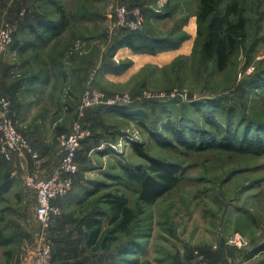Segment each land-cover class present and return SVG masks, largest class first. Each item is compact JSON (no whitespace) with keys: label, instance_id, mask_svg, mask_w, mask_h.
<instances>
[{"label":"rangeland","instance_id":"374dc122","mask_svg":"<svg viewBox=\"0 0 264 264\" xmlns=\"http://www.w3.org/2000/svg\"><path fill=\"white\" fill-rule=\"evenodd\" d=\"M231 1L221 0L220 9ZM235 1L247 19V37L237 44L225 72L218 71L215 63L205 58L204 37L198 36L200 0H61L71 18L70 27L64 33L66 40L55 43L49 50L48 45L34 44L25 52L17 46L21 38L15 40L0 68V95L11 97L14 83L11 81L17 79L5 67L8 63L5 59L10 63L14 61L17 73L23 76L29 72L43 73L53 65L52 57L62 53L65 58L60 61L68 72L90 65V77L83 86H78L72 75L67 82L60 80L44 91L39 100L36 115L39 118L50 113V117L41 122L42 131L48 134L47 147H52L57 155L61 133L72 127L89 83L110 99L127 95L131 102L137 99L157 103L134 108L145 111L143 119H131L114 112L105 113L95 121L90 118L93 131L113 134L91 150L90 161L81 167L79 183L63 204V219L45 232L36 216V193L26 183L27 176L33 172L20 176L15 182L6 173L11 161L3 162L0 183L10 179L17 187L23 189L24 186L26 192L20 195L17 190L9 191L6 201L0 203V218L4 219L0 225L6 235L15 236L11 245L0 246V264H16V258H19L18 264L31 259L33 263L40 237L51 244L56 264L102 262L99 258L90 259L92 254L85 247L84 222L96 208L105 210L104 195L116 191L125 194L130 206L143 213L139 216L140 232L147 237L142 240L131 264H196L197 253H208L214 264H229V258L264 264V152L195 151L176 142L175 146H163L153 138L156 133L172 137L164 126L168 121L177 124L179 116L203 121L192 103L214 97L234 105L238 117L264 122V87L253 90L249 87L253 81L261 79L258 74L264 72V0ZM31 3L0 0V29L6 22L17 19L21 11L31 8ZM133 4L143 7L146 23L149 22L156 34L170 36L173 33L174 39L183 35L187 39L176 50L145 56L149 57L148 61L136 58L135 63L132 56L118 60L116 54V61L130 59L133 65L123 74H113L120 76V81L112 80L98 72L110 41L118 36L109 16L114 17L118 6ZM104 35L111 40L105 41ZM46 62L50 65L46 66ZM69 90L77 95L76 99L70 100L66 93ZM67 101H71L72 108L67 109ZM16 118L20 132L26 133L29 124L22 125L25 120L20 121L18 113ZM238 121L235 119V123ZM183 126L194 127V123L187 120ZM133 142L143 143L149 155L177 163L182 168L179 185L153 205L140 203L136 183L117 178V175L124 178V167L136 169L148 165L135 153ZM107 149L111 152H103ZM103 223L108 227L106 218ZM124 241L121 235L114 248H119Z\"/></svg>","mask_w":264,"mask_h":264},{"label":"trees","instance_id":"16d2710c","mask_svg":"<svg viewBox=\"0 0 264 264\" xmlns=\"http://www.w3.org/2000/svg\"><path fill=\"white\" fill-rule=\"evenodd\" d=\"M26 1H32L30 5L31 8L21 11L17 19L13 21L17 25L15 40L19 38L17 34L21 27L24 28L28 24L43 26V34H47L50 40L60 36L70 27L71 18L65 11V7L61 4V0H49V3L45 2L46 0ZM38 1L41 2L38 3ZM220 1L221 0H200L197 11L199 25L198 36L204 37L203 49L206 60L214 62L218 71L225 72L229 67L231 58L237 50V44L240 40L247 37V19H245L242 10L235 0L226 4L223 10L220 9ZM51 3L52 5L50 6L49 4ZM129 6L142 7L137 4ZM36 9L40 10V12L36 11ZM148 23H146L143 30L138 32H132L127 29L117 30L118 36H115L113 41H110L111 39H109L108 35L102 36L105 41L109 40L112 43L108 53L105 54L106 57H103L104 59L99 65L98 72L102 74L118 75L130 69L133 65V61L130 59L124 61L115 60L117 52L122 48H128L135 54L156 55L178 49L187 39L184 35L180 36L178 39H174L175 34L173 33L170 36L156 34ZM17 43V46L24 52L29 50L28 48L31 46L28 41L23 43L17 41ZM63 56V53L60 54L59 57H61V59H59V61L63 60ZM59 57L58 55L54 56V58L52 57L53 65L43 73H46V75L50 74L51 71H54L56 66L59 70L58 73L61 74V80L67 82V80H70L72 75H74L79 83L78 86H83L82 83L87 81L90 77V65H86L82 68H74L68 72L63 61L59 62L57 60ZM45 65L47 66L48 63L46 62ZM258 75L262 78L250 84L249 87L252 88V90L253 88L259 89L264 87V72H260ZM23 83V78L15 80L10 93L19 92ZM13 90L14 92H12ZM66 93L69 95V98H71L70 100L76 99L77 95H74L72 91L69 90L68 92L66 91ZM16 97L17 94H12L11 97H8L13 102L14 113L16 112ZM67 102L69 103H66L67 109L69 107L72 108L70 104L71 101ZM155 103L157 102L152 100L141 101L136 99L130 103V105H101L86 112L83 122L85 128L89 129L91 134L82 141L81 148L77 152L76 161L80 170L74 177V187L79 183L81 167H84L90 161L91 150L99 146L102 139L109 140L113 134H107V132L104 131H93L90 118L95 121L98 120L99 116L105 113L114 112L131 119L138 120L139 117L143 119L145 118L143 116L145 111L143 109L134 108L141 106L148 107L155 105ZM192 105L196 108L198 113H200L204 122L201 120H199V122L195 117L196 120H194L192 116H179L178 123L180 122V124L168 121L164 126V129L169 131L172 137H161L160 133H156L153 134L154 140L163 146H175L174 142H176V144L180 146L195 151L220 149L242 154L264 152V122H257L253 119H249L247 116L238 117L235 106L230 102L225 103L223 98L214 97L201 101H194ZM16 113L14 119L17 121ZM235 119L239 121L235 123ZM187 120L193 122L194 127L183 126V123ZM155 124H157V122H155ZM143 125L146 126V123ZM157 129L159 130L160 127L157 126ZM67 132L69 131H64L61 134ZM23 134L29 139L26 133ZM32 145L38 150L33 143ZM132 146L135 153L144 159L148 165L147 167L139 166L136 169L124 167L122 171L124 178L121 179L118 175L117 178L122 182L126 180L127 183H136L139 188L138 194L140 203L142 205H153L179 185L182 177V168L177 163L168 162L149 155L145 151L143 143L133 142ZM110 150L111 149H107L103 152H111ZM3 162L7 161L0 157V171L4 166ZM12 184L10 179L0 183V203L6 201V194L10 191ZM72 192L73 190L66 198L55 201V203L61 207L62 213L60 216L54 218L51 227L60 223L63 219V204L70 197ZM103 202L106 209L96 208L94 213L86 218L84 222V229L86 232L85 247L86 250L92 254H89L90 259L99 258L102 260V262L90 264H131L132 257L138 254L142 240L147 237L146 234L140 232L142 229L140 227L141 222L139 221V216L143 213L131 207L128 197L120 191L105 194ZM104 218L108 220V227L106 228L103 223ZM3 221L4 219L0 218V223ZM3 229L4 228L0 225V246L7 247L14 242L15 236L6 235ZM121 235H124L125 241L116 249L114 246L119 241ZM204 255L214 264L211 255L208 253Z\"/></svg>","mask_w":264,"mask_h":264},{"label":"built area","instance_id":"2783aa9c","mask_svg":"<svg viewBox=\"0 0 264 264\" xmlns=\"http://www.w3.org/2000/svg\"><path fill=\"white\" fill-rule=\"evenodd\" d=\"M113 20V29H127L138 32L144 29L146 17L143 8L140 6H118L115 15L109 16ZM17 25L13 21L6 22L0 29V68L4 57L13 45ZM147 97V96H146ZM149 97V96H148ZM129 96L118 98H107L104 92L99 89L88 87L84 90L80 106L77 110V117L69 132L59 138L61 162L55 167L48 178H38L31 174L26 178L27 185L32 188L37 197L36 216L42 227V232L48 230L54 218L62 213L61 207L55 203L56 200L66 198L74 187V177L78 174L80 167L76 161L77 152L81 148L84 139L90 136L91 132L84 126L86 112L97 106L129 105ZM14 106L10 98L0 95V157L6 161H12L15 155L28 157L36 170H41L47 163L46 158L20 132L17 121L14 119ZM36 249L33 264H56L53 258L50 243H45L40 237ZM196 264H212L203 253L196 254ZM229 264H254L247 261H238L229 258Z\"/></svg>","mask_w":264,"mask_h":264},{"label":"crops","instance_id":"0c3cea01","mask_svg":"<svg viewBox=\"0 0 264 264\" xmlns=\"http://www.w3.org/2000/svg\"><path fill=\"white\" fill-rule=\"evenodd\" d=\"M36 11L40 12V10L36 9ZM43 26L41 25H31L28 24L26 25L24 28L21 27V29L18 31L17 36L19 38H21V42H27L29 43V45L33 46L34 44H36L37 46L43 47L44 45H48V49H52L53 45L59 41H63L66 40V37H64V33L65 31L60 35L55 37L54 39L50 40L49 36L47 34H43ZM39 31V33H38ZM33 51H37V53L41 52L39 50H33ZM134 57V62L137 63L136 58H138V60L144 61H148L149 57H145V56H150L147 54H133L132 51L128 48H122L118 51L116 58L118 60L120 59H124L126 57ZM15 58H13L14 60ZM59 61V60H58ZM5 62L9 67H7V65H5V67L7 68V70H9L12 73L13 77L17 76V79H24V83L22 88L19 90V92H15L14 94H17L16 97V101H15V106H16V112L18 113V117L20 119V121H24L21 124L23 125L25 124H29L28 129L25 131L26 133H28V137L31 141V143H33L38 150L43 154V156L46 158L47 163L44 166L43 169L41 170H36L33 166V163L31 162V160L28 157H23L20 155H15L14 159L11 161V165L9 170L6 172L8 173V175L11 177V179H14L16 182V179L19 178L20 176H25L26 173L28 172H33L32 174L36 175L38 178H48L49 176H51L53 170L55 169V167L61 162L62 159V154L61 152H59V155H57L55 152H53V148L47 147V144L49 142V138H48V134H43V120L44 119H48L50 116L48 113V115L44 116V117H37L38 112H39V100L41 99V95L43 94L44 91L46 90H50L51 87L53 85H55L58 81L61 80V74L58 73L56 71L57 67L55 66L54 68V72H50V74L46 75V73L43 74H32V73H27L26 75H24L22 77V75H20V73H17V66L14 67V61L13 63H10L9 60ZM56 62V61H55ZM60 62V61H59ZM49 64V63H48ZM50 65V64H49ZM51 65L48 67L50 69ZM136 67V64H135ZM132 70H130L131 72ZM58 73V74H57ZM129 73V71H128ZM127 74V73H126ZM22 78H21V77ZM107 77L112 79V80H119L120 81V76H116L113 74H107ZM12 80L11 83H13ZM14 92V91H12ZM56 93V92H54ZM60 93V92H59ZM13 94V93H12ZM54 103L56 104V97L54 98ZM37 106V109L35 108ZM35 108V109H34ZM15 112V113H16ZM16 113V116H17ZM32 113V114H31ZM37 113V115H36ZM36 116V117H35ZM37 118V119H35ZM27 121V122H26ZM28 121L30 123H28ZM38 121H40L38 123ZM42 122V124H41ZM18 123V121H17ZM46 127V126H45ZM71 128V127H70ZM70 128L68 130L64 129L65 131H69ZM29 162L31 165H29ZM33 167V168H32ZM14 190H17L18 192H20V195L23 194L24 192H26L25 187H17V185L15 183L12 184L11 188H10V192H13ZM17 253V252H16ZM10 253H8L9 255ZM34 259V258H33ZM19 263V258H16V264ZM21 264H33L32 263V259L31 260H26L23 261Z\"/></svg>","mask_w":264,"mask_h":264}]
</instances>
